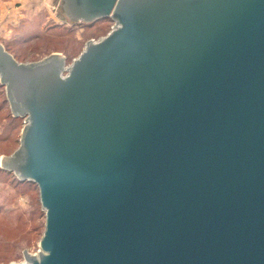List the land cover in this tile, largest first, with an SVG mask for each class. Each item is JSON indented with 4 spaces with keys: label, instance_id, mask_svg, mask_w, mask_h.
Segmentation results:
<instances>
[{
    "label": "water",
    "instance_id": "95a60500",
    "mask_svg": "<svg viewBox=\"0 0 264 264\" xmlns=\"http://www.w3.org/2000/svg\"><path fill=\"white\" fill-rule=\"evenodd\" d=\"M112 22L0 85L44 230L9 264H264V0H58Z\"/></svg>",
    "mask_w": 264,
    "mask_h": 264
},
{
    "label": "rangeland",
    "instance_id": "374dc122",
    "mask_svg": "<svg viewBox=\"0 0 264 264\" xmlns=\"http://www.w3.org/2000/svg\"><path fill=\"white\" fill-rule=\"evenodd\" d=\"M57 5V0H0V44L3 47L8 45L17 62H34L51 53L62 54L63 51L68 54L70 64L82 51L83 44L88 40L96 41L110 31L112 22L109 20L89 28L75 27L70 32L64 29L45 30L53 23H62L57 15ZM30 21L42 23L41 28L35 30H39L42 37L27 43L16 41L20 36L16 32L17 27ZM30 29L29 32H33ZM3 98L6 99L5 92L4 95L0 93V133L11 115L8 103L2 105ZM22 125L23 120L8 140H0V158L10 155L18 147ZM8 181L4 178L0 180V205L4 204L0 206V264L22 261L24 249L35 253L45 220L41 216L38 189L26 185L15 189Z\"/></svg>",
    "mask_w": 264,
    "mask_h": 264
},
{
    "label": "trees",
    "instance_id": "16d2710c",
    "mask_svg": "<svg viewBox=\"0 0 264 264\" xmlns=\"http://www.w3.org/2000/svg\"><path fill=\"white\" fill-rule=\"evenodd\" d=\"M104 20H109V19H103V20H99L97 22H94V23H91V24H76V25H67V23H53V25H50V26H47L45 28V30H48V31H58V30H66V31H71L73 29H75V27H84V28H89L91 26H94L96 25L97 23H100L101 21H104ZM110 21V20H109ZM111 22V21H110ZM25 23V22H24ZM42 26V23H35L33 21H30L28 23H25V24H21L20 26L17 27V31L18 32L17 34L20 35V36H17V38L15 39L16 41H21V42H24V43H27V42H30L31 40H36V39H39L42 37V34L41 32L38 31H35L36 29H39L41 28ZM29 28H31L30 30L33 31V32H29ZM43 33V32H42ZM16 34V35H17ZM4 48L6 51H8L16 60L17 57L16 55H14V53H12L10 51V48L8 47V45H5L4 44ZM53 52V51H52ZM58 52H61V51H58ZM62 54L65 56L66 58V64H69V56L66 52H63L62 51ZM4 88L0 85V93L2 95H4ZM2 105H7V102H6V99L3 98L2 100ZM22 119L21 118H13L11 115L8 116V121L6 124H4V127L0 133V140L1 141H5V140H8L10 135L12 134L13 135V132L18 130L19 129V122L21 121ZM18 142V140H17ZM0 176L2 177L0 180H2L3 178L6 180H9L8 183L12 185L13 188H17L19 186H33L35 188H37V186L33 183H30V182H20L18 181L14 175L10 172H7V171H4L0 168ZM38 189V188H37ZM4 205L3 203L0 205L2 206ZM41 216H44L43 212H41Z\"/></svg>",
    "mask_w": 264,
    "mask_h": 264
},
{
    "label": "crops",
    "instance_id": "0c3cea01",
    "mask_svg": "<svg viewBox=\"0 0 264 264\" xmlns=\"http://www.w3.org/2000/svg\"><path fill=\"white\" fill-rule=\"evenodd\" d=\"M58 1V0H57Z\"/></svg>",
    "mask_w": 264,
    "mask_h": 264
}]
</instances>
